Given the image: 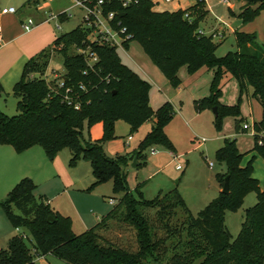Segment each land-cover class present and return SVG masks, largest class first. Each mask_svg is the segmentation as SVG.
Wrapping results in <instances>:
<instances>
[{
    "label": "trees",
    "instance_id": "trees-1",
    "mask_svg": "<svg viewBox=\"0 0 264 264\" xmlns=\"http://www.w3.org/2000/svg\"><path fill=\"white\" fill-rule=\"evenodd\" d=\"M35 3L36 0L26 1L29 5ZM122 3V0H112L105 12L114 11L113 27L119 32L124 29L120 34L128 36L123 47H127L130 40L137 41L174 87L179 84L177 73L181 66L190 74L205 64L217 66L209 97L217 120L221 115L238 114L236 105L218 102L217 78L222 68L237 78L240 92L251 87L252 97L261 106V118L253 123L252 149L264 160V45L257 41L256 35L234 31L236 49L216 57L217 44L213 41L216 34L196 35L194 32L208 10L193 20L184 17L188 9L203 5L204 0H196L192 7L174 11L154 10L152 0ZM252 4L247 1L241 7L238 16L243 21L252 19L264 9V0L254 7ZM57 19L64 22L68 18L60 12ZM92 34L93 28L78 24L56 36L50 49H43L26 61L20 79L12 88L17 98V113L9 116L0 110V144L11 145L16 152L39 145L49 160L66 147L71 152L70 165L79 159L89 161L94 177L89 190L112 180L113 192L122 195L96 224L76 234L70 217L54 210L44 195L36 196V185L31 178H21L0 201V208L13 228L28 231L31 246L27 245L24 232L13 235L7 247L0 250V264H36V256L48 253L67 264H150L151 260L159 264H196L199 258L197 264H264V189L252 175L251 164L241 166L242 154L235 139H226L216 151L217 159L225 162L226 171L215 174L214 178L221 186L228 175V192L219 191L196 216L187 208L178 191V183L167 193L159 192L152 199L144 198L142 183L136 186L134 193L128 189L123 169L128 159H145V151L154 145L174 151L165 132L174 109L169 101L153 109L149 103L151 84L122 62L116 46L91 39ZM70 48L74 52L70 53ZM55 52L62 56L65 73L63 86L54 84L53 88L47 83L45 73ZM89 54L96 55L92 64H89ZM2 92L0 84V94ZM65 95L72 103L65 100ZM118 119L126 121L132 131L148 120L153 121L133 152L111 157L100 140H83L85 122L91 126L101 121L109 137ZM249 191L255 192L256 202L246 209L240 231L231 239L224 213L236 210ZM148 209L154 210L158 226L166 232L165 237L157 236V225L149 217ZM178 212L182 219L170 224ZM48 217L53 221L48 222ZM110 221L133 228L135 250L101 237V229ZM169 238H177V242L172 244L170 258L163 262L160 253L166 251L164 243Z\"/></svg>",
    "mask_w": 264,
    "mask_h": 264
},
{
    "label": "rangeland",
    "instance_id": "rangeland-1",
    "mask_svg": "<svg viewBox=\"0 0 264 264\" xmlns=\"http://www.w3.org/2000/svg\"><path fill=\"white\" fill-rule=\"evenodd\" d=\"M127 1V0H126ZM155 2L157 10H172L176 4L180 3L187 8L194 0H152ZM225 4L222 0H204V4L196 8L188 9L184 15L186 19L193 20L199 13L208 10L206 16L199 22L194 31L196 35H209L215 33L213 41L217 44L215 56L221 57L228 51L236 49L234 31L254 33L257 41L264 45V9H260L255 17L248 21H243L239 16L240 9L247 0H228ZM255 2L252 6H256ZM20 0H0V10L5 6H14L20 9ZM36 8L30 9L29 16L39 24L27 37H38L40 39V49H50L56 36L67 32L81 24L80 11L75 7L72 0H43ZM190 5V6H189ZM241 6V7H240ZM71 14L64 22H60L56 15L60 10ZM48 19V20H47ZM59 26V28L57 27ZM128 47L118 46L116 51L129 67L138 70L137 66H142L151 80L150 105L157 108L165 100L169 101L174 109L172 120L166 125L165 132L174 146L171 151L163 145H154L147 149L145 159L136 160L133 166V159H128L124 166L126 183L129 190L134 193L136 186L143 184L141 191L144 198L152 199L159 192L165 194L177 183L178 191L182 196L187 208L196 216L211 200L217 197L216 180L214 175L224 173L226 164L218 160L216 151L221 147L226 139H235L236 147L242 154L241 166L248 163L252 166V175L258 180L260 188L264 189V160L252 149L254 143L253 123L261 118V107L252 97V89L247 86L240 92L237 78L229 71L222 68L217 78V86L220 89L218 102L226 105H236L238 114L221 115L217 120L213 107L209 105L211 94V82L215 76L217 66L211 67L203 65L195 73H188L185 66H181L177 76L179 84L174 87L171 82L162 83L158 80L152 69L155 67L157 73L162 75L159 69L152 63L149 57L143 52L140 44L135 40H130ZM70 53L74 52L70 48ZM142 57V62L140 61ZM151 69H149L147 66ZM64 67L62 56L53 53L47 69V83L53 87L55 83L62 81ZM57 73L55 77L53 74ZM54 88V87H53ZM17 98L12 94L4 92L0 94V110L11 116L17 113ZM248 124L249 129L244 130L243 125ZM152 120L144 122L137 130L132 131L129 124L118 119L114 122L112 135L107 137L104 132V125L101 121L88 126L83 125L82 137L84 141L100 140L107 153L111 157L127 155L136 150L138 143L150 130ZM131 136L130 140H127ZM204 139V141H202ZM40 147V146H39ZM150 149L156 151L152 153ZM39 165L40 172L43 174V167L47 177L42 174L32 173L37 183L31 176L36 185L34 194L41 193L48 195L50 206L55 209H62L72 222V230L78 234L96 224L111 209V199H118L122 193L113 192L112 180H106L93 189L88 187L94 181L91 173L89 161L79 159L74 165L69 164L71 152L68 148H61L52 160L45 154ZM210 163L213 165L210 166ZM180 164L182 169H176ZM33 172V171H31ZM31 174V173H30ZM37 176V177H36ZM39 178V179H38ZM216 181V182H215ZM223 184H218L221 190ZM2 188V187H0ZM11 188V187H10ZM0 189V200L6 194ZM256 202V194L249 191L243 198L242 204L234 211L226 210L224 213V223L231 239H234L240 231L241 223L244 220L245 211ZM148 215L157 225V236L165 237L166 232L156 221L154 210L148 209ZM180 212L172 217L170 224L179 223ZM0 219L10 223L4 216L0 208ZM26 234L25 241L31 246L30 235L27 230L20 229ZM101 237L116 245L128 250L136 249L135 231L132 227L118 221H110L107 226L100 231ZM183 240L184 235H183ZM177 242V238H169L165 241L166 251H161L160 257L164 262L170 258L173 249L172 244ZM179 251H181V248ZM201 258L195 261L197 264ZM150 264H159L149 261Z\"/></svg>",
    "mask_w": 264,
    "mask_h": 264
},
{
    "label": "crops",
    "instance_id": "crops-1",
    "mask_svg": "<svg viewBox=\"0 0 264 264\" xmlns=\"http://www.w3.org/2000/svg\"><path fill=\"white\" fill-rule=\"evenodd\" d=\"M26 1L27 0H20V3H21L20 9L19 10L17 9L16 13L2 14L0 10V27H1V30H0V84L3 88V92L7 95L12 94V88L14 84L20 79L24 64L31 56L39 52L40 45H41L40 44L41 40L38 39V37L30 38V37H27V35L31 33L39 24H41L42 22H45V20L36 23L35 26L25 27L27 19L31 18L29 16L30 9H32V7L37 9V7L40 5L39 4L40 1L36 0V3L32 5L26 4ZM194 3H195V0L190 5ZM187 7L182 6L180 3H178L171 11H174L177 9H185ZM153 9L157 10L155 6L153 7ZM60 11L63 12L64 9ZM157 11H162V10H157ZM123 48L125 49V47ZM142 60H143L142 57H140L141 62ZM137 67H139L137 68L138 70H135L131 67L130 68L136 71L142 78L146 79L148 82L152 81L150 78L151 76L147 74L146 70L142 68V66L141 67L137 66ZM147 67L149 69L152 68V67L150 68L149 66ZM153 68L154 69H152L153 70L152 72L156 74L158 80L166 84V82H168L167 78L163 74L160 75L159 73H157L155 67ZM47 69H46V73H47ZM64 72L65 70L63 71V73ZM150 92L151 91H149V96H150ZM149 103H150V99H149ZM153 109H156V108H153ZM152 124H153V121H152ZM130 139L127 138V140H130ZM103 148L105 152L107 153L104 146ZM155 151L156 150L154 149V152ZM42 154H45V153H44L43 148L41 146L39 147V145H34L32 147H29L28 149L22 152H16L11 145L0 144V187H2L0 189L3 190L2 193L7 195L10 189L21 178L26 177L27 175L31 176L37 183H39L41 180H37V178H35V176H33L32 173H35L34 175H37V173L42 174L39 169V165L41 164L42 159H43ZM107 155L109 154L107 153ZM48 172L51 173L50 170L46 171L45 167H43L42 176L45 175L47 177L46 173ZM215 184H216L217 191L219 192L220 190L218 189V183L216 182ZM39 195H44L47 199V202L50 204L47 194L41 193ZM116 202H117V199H114V198L111 199L112 205H114ZM53 209L58 211L62 215H66L64 214L63 210L60 208L55 209L53 207ZM20 232H21L20 228L18 229L13 228L11 224H10V227H8L6 221H4L3 219L2 220L0 219V250L3 248H6L9 239L13 235L18 234ZM35 263L36 264H67L52 253H48L43 256H36Z\"/></svg>",
    "mask_w": 264,
    "mask_h": 264
},
{
    "label": "built area",
    "instance_id": "built-area-1",
    "mask_svg": "<svg viewBox=\"0 0 264 264\" xmlns=\"http://www.w3.org/2000/svg\"><path fill=\"white\" fill-rule=\"evenodd\" d=\"M43 1V0H39ZM74 2L75 7H77L80 11V18H81V24L82 26L93 28V34L91 35V39H97L100 42L107 43L111 46H123V41L128 38V36L123 37L120 32H124V29H121L120 32L116 30L113 25L112 21H114L115 13L114 11H107L105 12V8L108 4L111 3L112 0H72ZM122 5H126L129 0H122ZM164 2H169L171 0H162ZM225 4H229L228 0H222ZM17 8L14 6L9 7H3L1 9L2 14L6 13H16ZM67 18H70L71 14L67 11H63ZM57 18V15H56ZM48 20V19H47ZM46 21V20H45ZM119 25V22H116ZM36 23L31 18H28L25 24V27L28 26H35ZM59 28V26H57ZM1 30V27H0ZM83 52V51H82ZM84 53V52H83ZM89 64H92L96 60L95 54H89L88 55ZM65 73V72H64ZM63 73V74H64ZM62 74V75H63ZM55 77L58 76L57 73L53 74ZM48 75L45 73V79L47 80ZM57 86L62 87L63 86V80L55 83ZM80 88H84L83 85H80ZM69 91V89H66V92ZM65 100L68 101V103H72V100L68 95H65ZM75 107H78L77 104H74ZM244 129H249L250 126L248 124L243 125ZM131 136L128 137L130 139ZM204 141V139H202ZM152 153H154V149H150ZM210 166H212V163H210ZM176 169H182V166L180 164L176 165ZM113 202V201H112ZM18 229V228H16ZM25 236V235H24ZM23 236V237H24Z\"/></svg>",
    "mask_w": 264,
    "mask_h": 264
},
{
    "label": "water",
    "instance_id": "water-1",
    "mask_svg": "<svg viewBox=\"0 0 264 264\" xmlns=\"http://www.w3.org/2000/svg\"><path fill=\"white\" fill-rule=\"evenodd\" d=\"M247 1H250V2H253V3H255V2H260V1H262V0H247ZM213 111H214V113H216L215 112V108H213ZM133 166H135L136 165V158H133V164H132ZM228 180H229V176L227 175L226 177H225V180H224V183H223V187H222V189L220 190V192H222V193H227L228 192V187H229V183H228ZM53 220H52V218L51 217H48V222H52Z\"/></svg>",
    "mask_w": 264,
    "mask_h": 264
}]
</instances>
